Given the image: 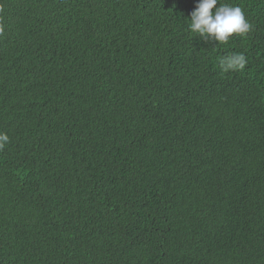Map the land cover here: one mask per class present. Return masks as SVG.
Listing matches in <instances>:
<instances>
[{"label": "trees", "instance_id": "1", "mask_svg": "<svg viewBox=\"0 0 264 264\" xmlns=\"http://www.w3.org/2000/svg\"><path fill=\"white\" fill-rule=\"evenodd\" d=\"M196 2L0 0V264H264V0Z\"/></svg>", "mask_w": 264, "mask_h": 264}, {"label": "clouds", "instance_id": "2", "mask_svg": "<svg viewBox=\"0 0 264 264\" xmlns=\"http://www.w3.org/2000/svg\"><path fill=\"white\" fill-rule=\"evenodd\" d=\"M189 31L198 34L203 43L228 42L233 35L244 36L252 30V24L246 19L239 5L220 3V0H197L189 14ZM4 26L0 23V35ZM222 72L239 71L245 68L247 59L244 53L234 52L219 60ZM9 143V136L0 132V149Z\"/></svg>", "mask_w": 264, "mask_h": 264}]
</instances>
